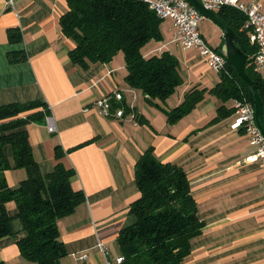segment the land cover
<instances>
[{
	"label": "crops",
	"instance_id": "obj_1",
	"mask_svg": "<svg viewBox=\"0 0 264 264\" xmlns=\"http://www.w3.org/2000/svg\"><path fill=\"white\" fill-rule=\"evenodd\" d=\"M12 1L0 0V106L33 100L47 103L56 131L50 132L46 121L29 124L33 156L48 173L58 162L56 148L60 147V161L75 171L73 187L85 193V200L58 220L60 239L67 248L61 264H107V260L124 264L116 263L123 256L119 235L136 221L130 212L140 196L136 164L150 147L160 160L186 171L204 222L201 233L191 239L184 264H264V168L248 159L256 146L243 127H233L238 118L235 100L210 93L220 73L198 50L183 49L173 41V20L171 43L183 83L167 100L149 101L141 90L127 84L121 52L110 62H95L86 69L73 62L69 52L75 41L60 24L68 10L66 0ZM240 1L255 2L264 11V0ZM13 28L20 30V42L9 41ZM200 28L218 50L224 38L221 27L205 17ZM166 47L165 42L156 44L152 39L141 51L145 56L160 55ZM19 51L27 58L11 62L9 54ZM260 72L264 78V66ZM195 87L207 89L204 99L176 122H169L166 109L181 104ZM114 91L123 93L130 108L122 118L105 116L95 105L98 98ZM221 107L229 112L217 118ZM4 151L10 164L4 174L15 188L28 172L16 166L10 145ZM7 210L13 217V233L22 235L17 203L9 201ZM100 242L108 249L107 258ZM0 261L37 264L21 254L13 235L0 238Z\"/></svg>",
	"mask_w": 264,
	"mask_h": 264
},
{
	"label": "trees",
	"instance_id": "obj_2",
	"mask_svg": "<svg viewBox=\"0 0 264 264\" xmlns=\"http://www.w3.org/2000/svg\"><path fill=\"white\" fill-rule=\"evenodd\" d=\"M68 10L60 17L63 33L75 41L69 56L73 62L88 68L95 62H110L118 52L125 58L127 84L141 90L149 101L167 100L183 83L178 57L170 51L145 56L141 48L150 40H162L160 18L143 0H66ZM220 17L235 31V42L247 55L246 72L260 95L264 107V78L253 65L256 46L243 29L246 16L231 6L218 10ZM9 41L20 42L19 29H10ZM24 51L11 52V62L24 61ZM226 71L210 93L223 99L247 97L253 103L247 86L235 68L226 62ZM207 92L195 87L183 102L166 109L167 119L174 123L193 110ZM125 105V110L130 111ZM221 107L217 118L228 114ZM50 115L47 103L33 100L0 106V238L13 235L21 254L37 264H61L67 248L60 239L58 220L74 211L85 200L82 189L73 187L72 168L61 161L63 150L56 148L58 162L44 173L33 156L28 126L45 122ZM13 149L17 167L25 168L27 178L13 188L5 177L10 164L4 148ZM136 182L140 196L130 206L136 221L123 228L119 241L124 264H184L190 253L191 239L201 233L204 222L198 216L186 171L179 165L160 160L152 147L136 164ZM17 203L16 217L23 223V234H14L9 201ZM0 264H17L0 261Z\"/></svg>",
	"mask_w": 264,
	"mask_h": 264
},
{
	"label": "built area",
	"instance_id": "obj_3",
	"mask_svg": "<svg viewBox=\"0 0 264 264\" xmlns=\"http://www.w3.org/2000/svg\"><path fill=\"white\" fill-rule=\"evenodd\" d=\"M151 10L160 18H170L176 26V32L173 41L183 49H196L209 62L212 69L218 73L226 71L227 65H223L222 55H212L209 51V42L204 37L200 25L205 19L202 13L188 0H143ZM207 9L218 11L223 6L235 7L241 11L246 20L243 29L248 32L249 41L256 46V52L253 55V65L256 70L261 71L264 66V11L261 6L255 2H242L240 0H198ZM12 4L13 1L10 0ZM100 113L108 117H124L126 110L124 105V95L121 91H114L109 95L102 96L95 101ZM235 110L238 118L233 127H243L253 145L256 146L255 153L248 159L259 161L264 168V134L259 128L255 117V106L242 96L235 99ZM46 123L50 132H55L56 127L52 122L50 115L46 117ZM264 185V183H263ZM99 248L104 256L108 257V249L102 242ZM83 255L81 258H85ZM124 256L116 259V263H122ZM107 264H113L107 260Z\"/></svg>",
	"mask_w": 264,
	"mask_h": 264
},
{
	"label": "water",
	"instance_id": "obj_4",
	"mask_svg": "<svg viewBox=\"0 0 264 264\" xmlns=\"http://www.w3.org/2000/svg\"><path fill=\"white\" fill-rule=\"evenodd\" d=\"M193 4L204 17L210 18L214 23L219 25L224 32V38L219 51L226 58L228 63H230L238 73V75L245 82L248 92L252 97L253 104L255 106V117L256 122L264 134V107L263 102L253 86V81L251 77L246 72V60L247 55L245 52L236 44L235 42V31L220 17L217 11L207 9L200 1L198 0H188Z\"/></svg>",
	"mask_w": 264,
	"mask_h": 264
},
{
	"label": "rangeland",
	"instance_id": "obj_5",
	"mask_svg": "<svg viewBox=\"0 0 264 264\" xmlns=\"http://www.w3.org/2000/svg\"><path fill=\"white\" fill-rule=\"evenodd\" d=\"M161 25H162L161 26V32H162L163 39L162 40L153 39V42L156 44H161V43L165 42V44H167L166 50L173 53L174 52L173 50H175L176 48L171 43V39L173 37L174 31H173V25L171 24L170 18L163 19L161 22ZM119 55L122 56V59H124V55L122 54V52Z\"/></svg>",
	"mask_w": 264,
	"mask_h": 264
},
{
	"label": "bare ground",
	"instance_id": "obj_6",
	"mask_svg": "<svg viewBox=\"0 0 264 264\" xmlns=\"http://www.w3.org/2000/svg\"><path fill=\"white\" fill-rule=\"evenodd\" d=\"M209 51L212 55H222L219 51V49H215L214 47H212L210 44H209ZM227 61V58L226 57H223V65L226 64Z\"/></svg>",
	"mask_w": 264,
	"mask_h": 264
}]
</instances>
